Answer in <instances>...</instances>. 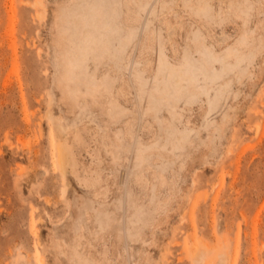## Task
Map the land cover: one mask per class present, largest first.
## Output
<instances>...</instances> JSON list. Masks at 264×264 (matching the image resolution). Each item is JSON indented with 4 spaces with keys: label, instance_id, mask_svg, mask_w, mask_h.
Wrapping results in <instances>:
<instances>
[{
    "label": "rangeland",
    "instance_id": "obj_1",
    "mask_svg": "<svg viewBox=\"0 0 264 264\" xmlns=\"http://www.w3.org/2000/svg\"><path fill=\"white\" fill-rule=\"evenodd\" d=\"M93 1L0 0V264H264V0H115L74 65Z\"/></svg>",
    "mask_w": 264,
    "mask_h": 264
},
{
    "label": "bare ground",
    "instance_id": "obj_2",
    "mask_svg": "<svg viewBox=\"0 0 264 264\" xmlns=\"http://www.w3.org/2000/svg\"><path fill=\"white\" fill-rule=\"evenodd\" d=\"M115 0H101V2L93 1L89 5H81V11H84V16L86 18V22L83 24H79L76 22L75 17L77 16L78 10L71 9L69 11V20L74 25L77 26L78 32L84 33L86 37H83L84 45L77 54L76 59L73 61L74 65L82 63V58H84L89 51L97 48L102 47L105 48L107 51L112 50L114 46V38L117 37L121 33H123V29L118 28L115 25V19L118 17L120 18L122 15L123 10L120 11L115 9L114 4ZM90 23V24H89ZM93 26L94 28H91ZM122 30V31H121ZM196 41H200V36H196ZM115 52H113L112 57H116L117 54H124L126 50V38L123 37L122 41H120L119 47L115 48ZM197 49L200 50L202 58L200 61L204 62L206 69H203L202 66H196L191 59H189V54L186 53V63H182L178 67H174L170 64L167 60L165 55L161 54V69L163 76L168 77L169 85H171L170 89L174 90L175 98L177 102L182 99V96H179V93L184 89H198L196 84L198 77L202 75L203 79L207 83V86L204 87V92L210 101V110H214L218 105L221 93H216L215 98L211 99V87L209 85V81L215 80L220 78L225 72H228L231 68H233L227 61L226 57H221L217 55L214 51L210 50L207 44L203 43L202 41L200 44L197 43ZM115 59V58H114ZM220 61L222 63L223 71L218 70L214 67V63ZM84 63V62H83ZM209 63L212 64V68L209 67ZM236 65V64H235ZM210 68L213 72H210ZM169 89L164 87L161 89L164 96L166 95V91Z\"/></svg>",
    "mask_w": 264,
    "mask_h": 264
}]
</instances>
